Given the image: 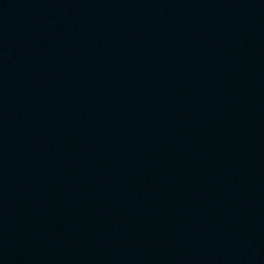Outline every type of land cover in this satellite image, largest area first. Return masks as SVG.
I'll list each match as a JSON object with an SVG mask.
<instances>
[{
  "label": "water",
  "instance_id": "obj_1",
  "mask_svg": "<svg viewBox=\"0 0 264 264\" xmlns=\"http://www.w3.org/2000/svg\"><path fill=\"white\" fill-rule=\"evenodd\" d=\"M0 264H264V0H0Z\"/></svg>",
  "mask_w": 264,
  "mask_h": 264
}]
</instances>
